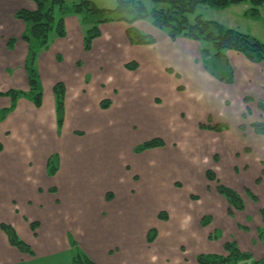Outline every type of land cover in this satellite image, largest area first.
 Here are the masks:
<instances>
[{"label":"rangeland","instance_id":"1","mask_svg":"<svg viewBox=\"0 0 264 264\" xmlns=\"http://www.w3.org/2000/svg\"><path fill=\"white\" fill-rule=\"evenodd\" d=\"M65 1L71 5L80 0ZM93 2L99 8H114L117 4V0H93ZM144 2L148 8H152L154 5L151 0H144ZM251 8L252 4L249 1L233 4L226 8L201 4L195 14H201L205 19L215 20L226 27L248 33L264 42V6L260 7V17L258 18L248 14ZM14 18L17 19L15 15ZM75 18L80 23L84 38L87 26L80 22L77 16ZM57 38L59 37L52 35L51 44ZM158 39L159 45L152 47L151 52H148L149 55L160 48L161 55H158V59L161 58L160 64L155 70L149 66V60L145 62L146 53L149 50L145 48L148 45L132 44L123 33L121 35L106 34V37L97 43L94 41L93 48L96 46L94 55H86L87 51H83L85 49L81 48L82 42L78 39L74 40L69 55L65 54L66 62H71L72 57L73 59L83 57L84 60L88 59V63L85 61V65H89L87 71L89 78H87L88 82L86 81L88 85L85 93L80 97V92L77 93L75 90V87L78 88V86L75 85L69 102H65L66 112L61 131H58L57 115H55L57 128H54L55 141L51 143V145H55H53L49 157L51 158L55 154L59 156V169L60 163L62 166L65 157L64 167L62 166L63 173L58 180L60 183L66 180L68 183L72 179L76 180L78 189L75 190L79 193L77 198L81 209L77 210L78 213L81 212L79 214L72 213V211L70 213V208L64 206L67 213L63 215L65 226L69 230L78 226L74 235L82 234L85 237L87 229L84 223L87 221L85 217L83 219L80 217L90 212L92 207L93 209L102 208L98 214L104 220L111 211L113 214L119 213L125 217L127 227H131V238L137 242L142 241V245L146 246L147 260L151 264H198L196 257L199 254L214 253L228 256L225 249L227 243H234L240 252L247 253L254 260H261L264 258V254L262 257L256 251L255 253L259 257L257 258L251 252L243 250L227 227L219 229L218 223H216L217 225L211 224L212 217L211 225L209 224L207 229L201 225L202 219L210 215L202 214L209 206V204L207 205V191L211 193V190H207L208 185H211L209 183H212L206 176L207 170L211 169L215 173V170H218L216 174L222 183L226 179L230 180L231 177L223 166L225 158L220 163L217 162L219 156L215 151L221 147L223 141L215 137L201 138L197 136V132L194 133V136L192 135L194 131L201 128V124L209 123L208 119H210L211 121H221H213V123L228 125L229 128L224 130L228 132L226 136H232L234 139L236 130L245 131L239 128L241 124L251 121L249 127L252 128L251 124L259 122L257 119L262 118L259 102L253 103L252 100H245V106H241L236 100H230V102L225 100L220 91L215 89V85H219L218 82L233 85L235 72L234 82L232 84L225 83L203 67L201 55L194 58L193 51L186 55V52L179 50L176 57L172 54L170 56L163 46L162 35L158 34ZM21 41L25 42L23 38ZM21 41L17 42L19 46L24 44ZM0 42L3 44V41ZM200 44V49L208 46L205 42ZM18 50L21 52V47ZM54 56L60 62L63 61V52L56 53ZM137 57L139 58L137 61L139 68L136 70L126 69L125 63L136 61ZM211 60L213 59L211 58ZM211 60L210 65L214 68ZM79 61L78 66H82L83 62L81 59ZM200 64L206 73V75H202L207 77L208 73L211 80L208 81V78H203L194 72L190 74V69L196 68ZM172 66L175 67L176 72L179 70L178 73H181L182 76L177 73L179 77H176L175 70L174 73L168 72L167 69ZM231 68L233 69V66ZM64 72L68 75L70 73L65 67ZM185 72H188L187 76ZM78 73L81 75V70ZM181 77L187 82L182 90L178 88L180 85H177V83L183 84L182 81H179ZM174 79L178 81L175 85L172 84ZM20 80L17 78L18 84L15 86L17 88H13V82L6 77L0 91L5 93L10 89L20 90L18 89L22 87ZM208 89L211 90L210 93ZM6 96L0 94V104L6 99ZM106 98L113 101V105L110 108L102 109L100 103ZM67 104L69 105L68 111ZM249 104L250 106H246ZM211 112L212 117L209 115ZM245 113L247 118L243 117ZM240 119H243L245 123L239 125ZM52 123L54 124L53 121ZM62 131L68 139L73 141L72 145L69 142L67 144L65 138L59 137L63 134ZM188 132L193 137L190 138L191 141L183 139L184 137L189 138ZM155 137L164 138L165 145L140 153L135 152L134 149L137 145ZM47 142L45 140V145L48 144ZM189 142H191L190 145H187ZM81 144H84L86 149L79 152L81 147L83 148ZM193 144L198 145L199 148L206 145L207 155L196 156L191 160L187 158V149ZM58 145L60 149L57 148ZM76 146H78L77 149ZM60 150L61 152H59ZM5 155L1 150L0 168H3L9 159ZM237 158L240 159L239 156ZM7 165L10 169L12 164ZM0 174L2 173L0 172ZM47 174L49 175L48 165ZM10 176L11 174L6 178L8 182L0 183V193L3 197V200L0 199V222L8 223V218L14 222H20L16 218L17 214L22 221L24 219L22 214L27 213V218L35 215L45 217L44 230L46 233L52 226L56 227L53 225L55 223L51 214L46 213L42 206H36L35 202H30L26 198L21 200V197L13 196H23L27 185L11 182ZM232 180L237 182L236 178H232ZM213 184L216 183L213 182ZM262 186L264 184L261 185L260 181L255 186V192L259 195L262 193ZM39 188L37 187L36 190L42 193ZM248 191L255 195L252 190L245 187L240 188V193L252 200L254 206L263 203L264 198H260L259 201L255 195L256 200H253ZM108 192L113 194L111 200L106 198ZM191 195L197 198H191ZM11 197L20 200L14 202ZM53 203L57 208L63 207L60 200L54 198ZM245 208V202L243 210L235 209L229 204L223 214L233 222L238 219L244 223H235V228L245 236L254 234L264 252V242L259 236V231L264 227L261 214V210L264 209H258L252 220H246L250 214ZM229 210H231V214ZM249 210L253 211L251 207ZM161 212H166L168 219H160L158 215ZM138 220L139 223H137ZM222 222L220 220V224ZM260 222L262 223L258 226ZM151 228L157 230V237L154 242L149 243L147 234ZM22 229L26 232L28 224L25 223ZM69 230L67 233L70 232ZM200 232L205 243L201 242L200 237L198 238ZM48 238L46 234L40 239L38 237L33 249L38 253L42 247L43 250L47 248L51 244ZM78 246L80 247L79 244ZM69 250L72 256L74 252L71 244ZM4 252L5 250L1 248L0 255ZM57 263L63 264V261L57 260ZM238 264H249V261L242 259Z\"/></svg>","mask_w":264,"mask_h":264},{"label":"crops","instance_id":"2","mask_svg":"<svg viewBox=\"0 0 264 264\" xmlns=\"http://www.w3.org/2000/svg\"><path fill=\"white\" fill-rule=\"evenodd\" d=\"M17 8L35 10L36 5L31 0H0V41H3V44H0V88L4 86L3 80L6 77L13 82V88H17L15 87L18 84L17 78H20L22 87L18 89L27 91L29 90V81L25 68V61L28 52V45L26 42L21 41L23 31L25 30V23L14 18L15 12L18 10ZM65 25L67 36L57 38L54 43L51 44L50 48L40 52L38 57L37 68L43 87L42 105L37 107L31 100L21 97L18 100L16 108L6 117L4 121L0 123V142L3 145L2 150L3 153L6 154L5 156L9 158L3 165V168H0V172L2 173L0 174V183L2 184L4 181L8 182L6 178L11 174V182L14 181L13 183L16 184H26L27 188L24 190L23 196H13L21 197V200L22 198H26L27 200H30V202H35L36 206H42L46 213L51 214L52 220L55 223L53 225H56V227L52 226L46 233L44 230L45 217H41V215H35L34 217L31 216L27 218V213H21L22 218H24L22 221L18 214L17 216L14 215L20 222L11 221L8 218L7 222L16 229L19 236L32 248L34 247V243L38 240V237L40 239L42 236H45V234L49 237V243L51 244L44 250L43 247L41 250L37 249L39 251L38 253L33 249L35 255L30 256L20 252L16 247L12 246L9 243L7 235L0 228V249L3 248L5 250V252L0 255V264H58L57 260H62L63 264H71L72 256L69 250L70 244L68 245L70 238H73L96 264H151L147 260L148 252L146 250V246L142 245V241L137 242V240H133L131 238V227H127L125 217L121 216L119 213L113 214V211H111L105 220L100 216V214H98L102 208L93 209L92 207L90 212H87L86 214L83 213L84 215H82L80 219L85 217L87 221V223H84L87 229L85 237L82 234L74 235L78 226L71 228V230L65 226V217L63 215L67 213L65 212L66 210H64V206L70 208V213L72 211V213L76 212L79 214L81 212L78 213L77 210L81 209L79 208L80 202L77 198L79 193L75 190L78 189L76 180L72 179V176V180L69 181V183L67 182L68 180H66L63 181L64 184L63 182H61V184L58 180L63 173L62 166L64 165L65 157L63 158L62 166L60 163V169L57 171L55 176L52 177L47 174L49 156L53 145H55H51V143L55 141L54 128H57L55 126L56 111L53 89L54 85L58 81H62L67 88L66 102H69L70 94L74 91L75 85L78 86V88L75 87L76 92H80V97L83 96V93H85L88 85L87 78H89V75L87 74L89 65H85V61L88 63V59L84 60L83 57L73 59L72 57L71 62H66V55H69L68 53L72 50L71 47L75 39L82 42L81 48L84 49L83 32L80 29V23L75 18V15H69L65 18ZM134 26L148 34H151L156 39V44H153L152 46L145 45L147 46L145 49H149L146 53L147 57L145 62L149 60L148 64L154 70L158 69V65L160 64L159 61L161 58L158 59V55H161V51L160 48H157L154 53H149L148 55V52H151L152 47L159 45L157 43L159 40L158 34L163 37V46L167 54H172L176 57L178 55L177 52L182 50L186 52V55L193 51L194 58L200 55L201 44L198 41L182 36L175 40H171L166 33L158 30L146 20H139L135 22ZM128 27L129 24L125 22H110L101 24L99 27L102 33L101 37L95 39L94 41L97 43L100 39L105 38L106 34L121 35L123 33V35L125 34L126 36V30ZM10 38H14L16 40L13 49H10L7 45ZM18 41H21V43L23 42L24 44H20L19 46L17 43ZM20 47L21 52L18 50ZM95 48L92 46V49L87 51L85 54L94 55ZM59 52H63L64 55L63 61L61 62L55 59L54 56ZM226 55L235 72V83L233 85H226L218 82L219 85H215V89L220 91L222 98L225 100H228L229 102L230 100H236V102L241 104V106H245V98H250L253 103L262 102L264 104V61L261 63H253L243 54L234 50H228ZM80 59L81 62H83L82 66H78V61ZM137 61H139L138 57L136 59V62ZM64 67L70 71L69 75L64 72ZM172 67L173 70H175V67ZM79 70H81V75L78 73ZM178 72L179 70H177L176 73ZM191 72H194L203 78H208V81L211 78L208 73L207 77L202 75H206V73L201 64L196 68H191L190 74ZM185 73L187 76L188 72ZM173 81L174 82H172V84L174 85L178 82L175 81V79ZM179 81H182L183 84L177 83V85H182L185 88L187 82H185L182 77ZM208 92L210 93L211 90L208 89ZM111 102L112 106L113 101ZM8 106H10V99L6 96V99H4L0 104V108ZM246 106H250V104ZM68 108L69 105L67 104V111ZM261 114L262 118L257 119L258 121H264V111H262ZM209 115L212 117V112ZM213 121L221 122L219 120ZM241 123H245L243 119H240L239 125ZM250 123L251 121H248L247 124H245L244 132L239 131V129L236 130L234 139L232 136H226L228 133L227 131L216 132L200 128L192 133L193 136L194 133L197 132V136L201 138L215 137L220 141H223L221 143V147L215 151L219 156V160L217 162L220 163L222 159L225 158L223 166L231 177L230 180L226 179L223 183L232 189H235L242 196L245 202V209L248 210L250 214L246 217V220H252L258 209H264V201L261 205L259 204L258 206H254V204H252V200L240 193V188L245 187L252 190L257 198H259V201L260 198H264V186H262L263 189L260 195L255 192V186L258 181H260L261 185L264 184V135L257 134L253 128L249 127ZM188 133L189 138L184 137L183 139L191 141L190 138L193 137L190 135V132ZM59 137L61 139L65 138L64 140H66L67 144L68 142L71 145L73 144V141L68 139L64 133ZM45 140L48 141V144L46 145ZM190 143L191 142L187 143V145H190ZM81 145L83 148L81 147L79 152L86 149L84 144ZM205 146L206 145L199 148L198 145L193 144L192 147L187 149L188 154L186 153V157L191 160L196 156L203 154L207 155V147ZM77 147L78 146H76V149ZM57 148L60 149L59 145ZM59 152H61V150ZM237 156H239L240 159H238ZM9 163L12 164L10 169L7 165ZM215 171L217 173L218 170ZM232 178H236L237 182H233ZM91 183H93V181H91ZM209 184H211L208 185L207 188V190H211V193L207 191V205L209 204V206H207V209H205L202 214H210L212 217L211 224L218 223V225H220L219 227L217 226L219 229L227 227L243 250L249 251L255 257L259 258L255 253L258 251V253L262 256L264 254L263 247H261L256 240L257 237L254 234L245 236L237 228H235V223H244H241L238 219L236 222H233L230 218H227L223 214V211L227 210L229 204L225 197L218 193L216 184H213V182ZM37 187H40L39 189L42 190V193L36 190ZM60 188L61 190H59ZM44 189H46V191H44ZM29 190L31 191L30 193ZM16 197H11V200L14 202L15 200H20ZM54 198L56 200H60L63 205L62 208H57L54 203L52 204V200ZM0 199L3 200L1 193ZM250 207L253 211L249 210ZM220 220L223 221L221 224ZM32 222L39 223L36 234H34L31 229ZM25 223L28 224V230L26 232L22 229ZM137 223H139V220ZM261 223L262 222H260L258 226H260ZM68 230L70 232L67 233ZM199 237L202 240L201 242L205 243L201 232L200 235H198V238ZM87 242H89V244H86Z\"/></svg>","mask_w":264,"mask_h":264},{"label":"trees","instance_id":"3","mask_svg":"<svg viewBox=\"0 0 264 264\" xmlns=\"http://www.w3.org/2000/svg\"><path fill=\"white\" fill-rule=\"evenodd\" d=\"M32 1L36 5L35 10L22 8L15 12V17L25 23L22 38L28 45L25 68L29 81V90L10 89L5 93L0 91V94H5L11 99L9 107L0 108V123L16 108L17 101L21 97L31 100L37 107L42 105L43 87L37 68L38 57L41 51L50 48L52 35L55 37L67 36L65 18L68 15L77 16L80 22L87 26L83 38L85 51H90L94 40L101 36L100 25L110 22H125L129 24L126 30V37L130 43L135 45H153L156 43L155 37L134 26L135 22L139 20H148L151 25L164 31L171 40L182 36L200 43H207V47L200 49L203 67L225 83L232 84L234 82V71L226 55L228 50L243 54L253 63L264 61L263 41L248 33L226 27L218 21L205 19L201 14H195L201 4L215 8H226L233 4L249 1L252 4V8L248 11V14L258 18L260 17V7L264 6V0H151L154 4L152 8H148L144 0H117L114 8H99L93 0H80L71 5L65 0ZM15 42L14 38H10L7 42L8 47L13 49ZM210 60L214 68L210 65ZM125 67L129 70H136L139 64L136 61H130L125 63ZM167 71L174 73L172 68H168ZM175 75L179 77L177 73ZM178 88L184 89L182 85ZM66 90L63 82H57L54 85L58 131H61L64 124ZM245 100L250 101L251 99L245 98ZM111 103V100L106 98L101 101L100 106L102 109H107L111 106ZM258 106L264 111L262 102H259ZM243 117L247 118L246 113L243 114ZM208 120L209 123L200 125L201 129L222 132L229 128L226 124L213 123L210 119ZM251 126L257 134L264 135V121L254 122ZM239 128L244 131L245 124H241ZM164 145L165 141L161 137H155L137 145L134 150L140 153ZM2 149L3 145L0 142V151ZM59 162L57 154L51 156L48 162L49 175L57 173ZM206 176L210 182L216 183L218 193L225 197L231 207L238 210L244 209V202L241 196L234 189L222 183L213 170H207ZM248 193L253 200H256L255 195L249 191ZM112 197L113 194L108 192L106 198L111 200ZM191 198L196 199L197 197L191 195ZM229 213H232L231 210H229ZM261 214L264 221V210H261ZM158 216L162 220L168 219L166 212H161ZM210 222L211 216L207 215V217L202 219L201 225L207 227ZM38 227V222L31 223V229L34 234H36ZM0 228L7 235L12 246L22 253L30 256L35 255L33 248L19 236L11 224L2 222L0 223ZM259 236L264 242V227L259 231ZM156 237L157 230L151 228L147 234L148 242H154ZM70 244L74 252L71 264H96L78 246L73 238H70ZM225 249L228 252V256L214 253L197 255L198 264H238L242 259L249 261V264H264V258L254 260L247 253L240 252L234 243H227Z\"/></svg>","mask_w":264,"mask_h":264}]
</instances>
